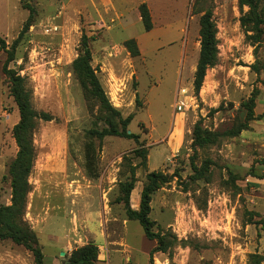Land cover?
Masks as SVG:
<instances>
[{
  "label": "rangeland",
  "instance_id": "1",
  "mask_svg": "<svg viewBox=\"0 0 264 264\" xmlns=\"http://www.w3.org/2000/svg\"><path fill=\"white\" fill-rule=\"evenodd\" d=\"M142 3L149 31L139 16ZM206 9L216 29L217 59L195 93L198 21ZM30 10V25L7 68L23 78L33 109L51 116L36 120L32 132L36 158L24 215L45 264H63L89 242L98 245L96 264H246L251 253L264 264V32L254 45L247 39L239 23L247 8L237 0H0L6 48ZM82 35L110 104L122 117L132 116L127 130L136 139L88 135L104 123L72 72ZM128 39L136 42L135 57L124 47ZM5 61L0 51V205L10 202L7 169L17 150L11 132L18 112L2 72ZM180 89L190 108L178 114ZM254 90V119L230 136L244 123L241 104ZM199 120L215 136L193 152L191 132ZM137 150L145 151L143 158ZM124 157L136 166L133 209L147 173L168 177L153 193L149 213L153 232L168 247L151 260L155 241L113 202L117 183L128 178ZM204 161L205 177L193 180V166ZM0 264L34 262L24 247L0 240Z\"/></svg>",
  "mask_w": 264,
  "mask_h": 264
},
{
  "label": "trees",
  "instance_id": "2",
  "mask_svg": "<svg viewBox=\"0 0 264 264\" xmlns=\"http://www.w3.org/2000/svg\"><path fill=\"white\" fill-rule=\"evenodd\" d=\"M240 8L246 7L247 11L239 19L240 27L247 33V39L254 45L262 39L264 32V0H237ZM29 16L23 25L19 37L12 43L10 48H6L5 42L0 38V51L5 52L6 61L2 72L8 82L9 94L12 97L18 112V121L12 127V138L16 145V154L8 165L7 178L10 186V202L8 205H0V240H10L16 245L24 247L32 255L34 264H45L41 248L38 245L36 235L24 220L27 195L30 192L28 177L34 166L36 152L32 142V132L35 128L36 120H51V116L36 112L30 103V94L26 90L23 78L13 70L7 68L8 62L14 59L15 49L18 39L28 30L31 19ZM139 16L144 31L152 28L151 17L147 6L142 3L138 6ZM199 52L193 73L192 86L195 93H198L208 68L212 67L217 59L216 29L212 21L210 9H206L199 17ZM249 33V34H248ZM81 52L72 62V72L81 89L84 99L89 104L97 106L99 119L104 123L100 130L91 129L88 135L96 137L101 141L105 137L116 136L125 139H136L137 136L128 133L127 126L132 116L122 117L120 111L114 108L106 94L94 68L91 66V53L88 47V39L85 35L80 40ZM124 47L131 56H137L139 50L133 39L124 41ZM257 90H254L247 101L241 104L245 110L244 123L230 132V136L237 135L246 128L247 122L254 119L253 109ZM191 148L193 152L197 148L202 149L211 144L215 133L201 127L200 120L195 122L191 132ZM140 157H144V150L135 151ZM125 165L129 167L128 178L117 183L118 195L113 200L114 204H122L124 215L128 221H136L142 228L143 234L149 241H155V246L151 249L149 257L156 252H164L168 245L164 241L163 235L153 232L154 222L149 218L150 202L153 193L162 185L168 182V177L160 172H149L145 175V182L139 194V204L137 209L130 205V194L134 189L135 165H131L126 157L123 158ZM208 161H204L199 168L193 166V180L205 177L208 169ZM261 224V222H259ZM264 233V226L260 228ZM98 248L91 242L80 247H76L68 256L70 264H96ZM263 257L258 253H251L247 257L246 264H261Z\"/></svg>",
  "mask_w": 264,
  "mask_h": 264
},
{
  "label": "built area",
  "instance_id": "3",
  "mask_svg": "<svg viewBox=\"0 0 264 264\" xmlns=\"http://www.w3.org/2000/svg\"><path fill=\"white\" fill-rule=\"evenodd\" d=\"M53 29H54V28H52V30H51V29H49V30H50V31H53ZM185 93H186V92H185L184 89H180V90H179V94H180V96H182L183 98H184ZM186 104H187V103H186V99H185V98L179 100V101L176 102L175 105H174V111H175L176 113H178V114L185 112L186 110H188V109L190 108V106H187Z\"/></svg>",
  "mask_w": 264,
  "mask_h": 264
},
{
  "label": "crops",
  "instance_id": "4",
  "mask_svg": "<svg viewBox=\"0 0 264 264\" xmlns=\"http://www.w3.org/2000/svg\"><path fill=\"white\" fill-rule=\"evenodd\" d=\"M130 195H131V200L133 199L134 203L136 204L138 202V197L137 196H133V198H132V193ZM97 239H100V238L98 237ZM95 245H97V244H95ZM97 247H98V245H97Z\"/></svg>",
  "mask_w": 264,
  "mask_h": 264
},
{
  "label": "water",
  "instance_id": "5",
  "mask_svg": "<svg viewBox=\"0 0 264 264\" xmlns=\"http://www.w3.org/2000/svg\"><path fill=\"white\" fill-rule=\"evenodd\" d=\"M63 255H64V253L62 252L61 256H63ZM63 264H70V262L69 261H64Z\"/></svg>",
  "mask_w": 264,
  "mask_h": 264
}]
</instances>
